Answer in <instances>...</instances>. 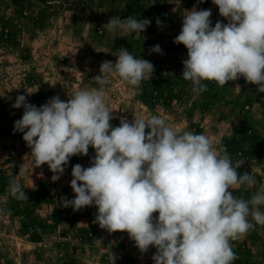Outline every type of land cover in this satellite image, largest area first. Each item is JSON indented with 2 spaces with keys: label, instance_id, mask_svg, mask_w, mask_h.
I'll list each match as a JSON object with an SVG mask.
<instances>
[{
  "label": "clouds",
  "instance_id": "obj_1",
  "mask_svg": "<svg viewBox=\"0 0 264 264\" xmlns=\"http://www.w3.org/2000/svg\"><path fill=\"white\" fill-rule=\"evenodd\" d=\"M212 4L226 23L217 20L213 26L211 9L196 6L182 15L173 41L187 49L181 77L197 94L207 90L206 81L224 87L241 78L264 93V0ZM150 24L129 15L112 16L103 26L139 38ZM150 53L163 54L159 44ZM115 57L103 61L92 78L98 87L75 89L66 101L56 95L37 107L26 95L16 97L12 107L23 108V114L14 131L23 133L32 166L47 165L56 182L72 157L88 156L91 148L88 167L72 166L74 198L61 197L59 207H95L94 224L109 234L127 233L142 254L154 248L153 264H232L231 242L264 226V186L250 199L234 196L233 189L251 188L256 178L240 173V165L209 136L170 126L162 115L120 118L113 126L106 103L109 77L121 79L134 97L155 70L127 48ZM9 191L18 201L28 200L15 179ZM115 260L112 253L110 264Z\"/></svg>",
  "mask_w": 264,
  "mask_h": 264
},
{
  "label": "rangeland",
  "instance_id": "obj_2",
  "mask_svg": "<svg viewBox=\"0 0 264 264\" xmlns=\"http://www.w3.org/2000/svg\"><path fill=\"white\" fill-rule=\"evenodd\" d=\"M194 6L211 9L213 26L226 23L212 0H0V264H110L112 253L115 264H153L154 248L142 254L127 233L109 234L94 224L95 207L58 206L61 197L74 198L72 166L88 167L93 149L72 157L52 182L47 165L34 169L23 133L14 131L23 114L12 107L18 95L39 107L53 96L66 101L75 89L98 87L92 78L103 61L115 62L121 47L155 70L134 97L121 79L109 77L106 103L113 126L120 118L162 115L170 126L209 136L240 165V173L256 178L251 188L233 189L234 196L250 199L264 186V93L241 78L224 87L206 81L207 90L197 94L181 77L187 49L173 41L182 15ZM129 15L151 20L139 38L103 26L112 16ZM157 44L162 55L150 53ZM13 179L28 200L11 196ZM231 243L232 264H264V226Z\"/></svg>",
  "mask_w": 264,
  "mask_h": 264
}]
</instances>
